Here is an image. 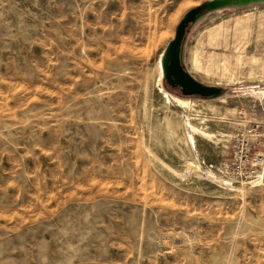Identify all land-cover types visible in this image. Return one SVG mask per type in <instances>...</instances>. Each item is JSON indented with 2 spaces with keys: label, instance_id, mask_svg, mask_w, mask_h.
Wrapping results in <instances>:
<instances>
[{
  "label": "rangeland",
  "instance_id": "1",
  "mask_svg": "<svg viewBox=\"0 0 264 264\" xmlns=\"http://www.w3.org/2000/svg\"><path fill=\"white\" fill-rule=\"evenodd\" d=\"M205 1L0 0V264H264V181L202 174L264 125V3L191 26L226 90L185 96L161 61Z\"/></svg>",
  "mask_w": 264,
  "mask_h": 264
},
{
  "label": "water",
  "instance_id": "2",
  "mask_svg": "<svg viewBox=\"0 0 264 264\" xmlns=\"http://www.w3.org/2000/svg\"><path fill=\"white\" fill-rule=\"evenodd\" d=\"M258 3H264V0H206L188 10L177 27L175 37L169 41L162 57V69L166 82L172 88L179 89L185 96L217 98L223 95L225 88L205 84L187 69L184 62V51L188 33L193 24L212 11Z\"/></svg>",
  "mask_w": 264,
  "mask_h": 264
},
{
  "label": "built area",
  "instance_id": "3",
  "mask_svg": "<svg viewBox=\"0 0 264 264\" xmlns=\"http://www.w3.org/2000/svg\"><path fill=\"white\" fill-rule=\"evenodd\" d=\"M206 169V170H205ZM202 171L205 178L226 181L228 177L237 183L260 184L264 181V125L260 122L244 123L234 134L231 160L227 168L215 176L214 164ZM229 181V179H228Z\"/></svg>",
  "mask_w": 264,
  "mask_h": 264
},
{
  "label": "bare ground",
  "instance_id": "4",
  "mask_svg": "<svg viewBox=\"0 0 264 264\" xmlns=\"http://www.w3.org/2000/svg\"><path fill=\"white\" fill-rule=\"evenodd\" d=\"M175 99H176L178 102L180 101V102L184 103L183 100H181V99H179V98H175ZM180 102H179V103H180ZM186 103H187V102H186Z\"/></svg>",
  "mask_w": 264,
  "mask_h": 264
},
{
  "label": "crops",
  "instance_id": "5",
  "mask_svg": "<svg viewBox=\"0 0 264 264\" xmlns=\"http://www.w3.org/2000/svg\"><path fill=\"white\" fill-rule=\"evenodd\" d=\"M185 46H186V44H185ZM184 58H185V51H184ZM185 62V61H184ZM181 100H183L184 101V99H181Z\"/></svg>",
  "mask_w": 264,
  "mask_h": 264
}]
</instances>
